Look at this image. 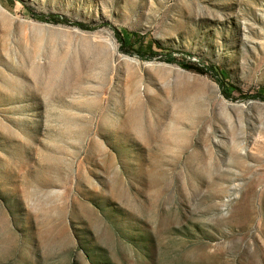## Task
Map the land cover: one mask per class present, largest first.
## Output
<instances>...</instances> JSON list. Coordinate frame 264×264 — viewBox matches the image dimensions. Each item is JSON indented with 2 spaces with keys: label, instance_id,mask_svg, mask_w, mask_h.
<instances>
[{
  "label": "rangeland",
  "instance_id": "1",
  "mask_svg": "<svg viewBox=\"0 0 264 264\" xmlns=\"http://www.w3.org/2000/svg\"><path fill=\"white\" fill-rule=\"evenodd\" d=\"M258 92L264 0H0V264H264Z\"/></svg>",
  "mask_w": 264,
  "mask_h": 264
},
{
  "label": "trees",
  "instance_id": "2",
  "mask_svg": "<svg viewBox=\"0 0 264 264\" xmlns=\"http://www.w3.org/2000/svg\"><path fill=\"white\" fill-rule=\"evenodd\" d=\"M45 17L46 16H44V15H38V18H41V19H43ZM49 17L54 22H62V23H68L69 22L67 18L61 17L59 15L51 14ZM74 24L78 25L80 27H85V25L83 23H80V22H76ZM117 36L119 37L120 40H123L118 32H117ZM183 67L186 69H193V70H196V71L201 72V73H204V71H205L204 69H202L200 67L198 68L195 65H190V64H183ZM208 69L212 72L213 76H215V78L217 79V82L219 83V86L221 87L222 93L227 94L228 85H226V83H224V81L219 78L218 73L215 71V68L213 66L209 67ZM219 72L222 76H225V72L223 70H220ZM251 97H259L262 100H264V92H258L257 95H251Z\"/></svg>",
  "mask_w": 264,
  "mask_h": 264
}]
</instances>
